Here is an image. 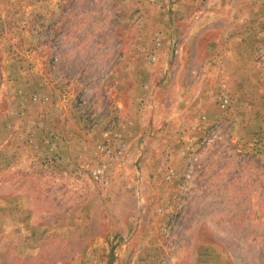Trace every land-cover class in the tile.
<instances>
[{
  "label": "rangeland",
  "instance_id": "1",
  "mask_svg": "<svg viewBox=\"0 0 264 264\" xmlns=\"http://www.w3.org/2000/svg\"><path fill=\"white\" fill-rule=\"evenodd\" d=\"M0 264H264V0H0Z\"/></svg>",
  "mask_w": 264,
  "mask_h": 264
}]
</instances>
